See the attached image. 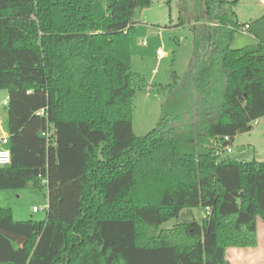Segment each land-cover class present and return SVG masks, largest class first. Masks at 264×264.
I'll return each instance as SVG.
<instances>
[{
  "label": "trees",
  "instance_id": "obj_1",
  "mask_svg": "<svg viewBox=\"0 0 264 264\" xmlns=\"http://www.w3.org/2000/svg\"><path fill=\"white\" fill-rule=\"evenodd\" d=\"M238 3L204 0L200 45L138 137L131 34L152 0H0V191L48 188L41 221L0 208V264H229L256 248L264 161L218 154L264 117V42L232 48ZM196 208L201 223L162 228Z\"/></svg>",
  "mask_w": 264,
  "mask_h": 264
},
{
  "label": "rangeland",
  "instance_id": "obj_2",
  "mask_svg": "<svg viewBox=\"0 0 264 264\" xmlns=\"http://www.w3.org/2000/svg\"><path fill=\"white\" fill-rule=\"evenodd\" d=\"M235 1V0H230ZM233 12L237 15L238 29L232 48L240 49L264 42V0H239ZM204 0H152L145 10L134 15L132 31V66L135 96L132 121L134 132L144 137L156 128L163 114V106L169 99L172 89L181 84L185 75V65L196 52L195 37L203 36L206 18ZM184 22V26L179 25ZM249 24L245 34L240 29ZM147 42L146 46L142 43ZM162 50L168 56L163 62H157L156 52ZM154 71L157 73L154 74ZM150 86V96L147 87ZM149 87V88H150ZM4 90L0 91V139L8 133V118L3 105ZM3 94V95H2ZM250 132L239 133L233 141L234 157L246 162L264 161V117L257 119ZM240 149H243L239 153ZM48 206V188H26L23 190L0 191V208H11L15 221L30 219L41 221L46 210L33 212ZM201 208L187 209L178 219H172L163 225L169 229L181 224L201 223L205 219ZM256 248H230L226 260L229 264H264V223L260 219L257 229Z\"/></svg>",
  "mask_w": 264,
  "mask_h": 264
},
{
  "label": "built area",
  "instance_id": "obj_3",
  "mask_svg": "<svg viewBox=\"0 0 264 264\" xmlns=\"http://www.w3.org/2000/svg\"><path fill=\"white\" fill-rule=\"evenodd\" d=\"M250 28H251V26L249 24H246L240 29V31L242 33L246 34L250 30ZM125 34H127V31H125ZM146 44H147V42L142 43L143 46H146ZM156 54H157L158 59H164L167 55L162 50L157 51ZM8 102H9V100L6 99L3 102V105L5 107H7ZM252 124L257 125L256 122H253ZM51 134H52L51 130H48L47 132L43 133V136H45L46 138L49 139ZM224 141H229V138L226 137ZM8 145H9V136H4L2 139H0V167L8 166L11 163V151H10V149H8ZM233 153H234V150L232 149V146L229 145V146L225 147V149H223L218 154H220V155H233ZM40 179H41L42 184H44L46 186L48 185L47 178L41 176ZM46 209H47V207L42 208V209H40L38 207H34L33 211H34V213H39L42 210H46ZM208 214H210L209 209L207 210V212H205V215H208Z\"/></svg>",
  "mask_w": 264,
  "mask_h": 264
},
{
  "label": "crops",
  "instance_id": "obj_4",
  "mask_svg": "<svg viewBox=\"0 0 264 264\" xmlns=\"http://www.w3.org/2000/svg\"><path fill=\"white\" fill-rule=\"evenodd\" d=\"M133 44V43H132ZM168 55H166V57H167ZM191 56H192V54H191ZM191 56H190V58H191ZM165 57V58H166ZM165 58L164 59H157V62L158 63H160V62H163L164 60H165ZM189 58V60L187 61V63H186V65H185V72H186V70H187V67L189 66V64H190V61H191V59ZM155 73H157L156 71H154V74ZM150 86H148L147 87V91H148V95H149V97L151 98V96H150V91H152L151 90V87L149 88ZM3 95V94H2ZM3 97V102L6 100V99H8V94H7V92H4V96H1V98ZM6 111H7V108H6ZM7 113V118H8V112H6ZM7 126H8V122H7ZM8 131V130H7ZM6 136H9V131H8V133L6 134ZM36 207V206H35ZM34 208V207H33ZM34 212V211H33Z\"/></svg>",
  "mask_w": 264,
  "mask_h": 264
},
{
  "label": "water",
  "instance_id": "obj_5",
  "mask_svg": "<svg viewBox=\"0 0 264 264\" xmlns=\"http://www.w3.org/2000/svg\"><path fill=\"white\" fill-rule=\"evenodd\" d=\"M242 151H243V149H240L239 153L242 152Z\"/></svg>",
  "mask_w": 264,
  "mask_h": 264
}]
</instances>
